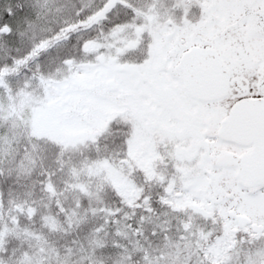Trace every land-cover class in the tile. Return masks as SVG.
I'll list each match as a JSON object with an SVG mask.
<instances>
[{"label": "snow or ice", "instance_id": "obj_1", "mask_svg": "<svg viewBox=\"0 0 264 264\" xmlns=\"http://www.w3.org/2000/svg\"><path fill=\"white\" fill-rule=\"evenodd\" d=\"M0 264H264V0H0Z\"/></svg>", "mask_w": 264, "mask_h": 264}]
</instances>
